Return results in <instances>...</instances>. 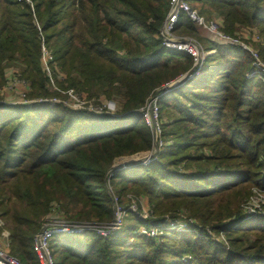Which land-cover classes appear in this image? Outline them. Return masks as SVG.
<instances>
[{"label": "trees", "instance_id": "obj_1", "mask_svg": "<svg viewBox=\"0 0 264 264\" xmlns=\"http://www.w3.org/2000/svg\"><path fill=\"white\" fill-rule=\"evenodd\" d=\"M29 1L0 0V86L15 64L30 84L27 98L64 100L73 91L120 105L113 116L61 103L0 104V219L11 255L38 264L34 240L53 202L63 212L51 217L112 222L106 172L118 158L152 149L140 109L195 63L164 46L170 0ZM190 7L207 21L217 17L231 38L256 31L252 45L264 63V0H190ZM175 33L214 53L159 100V154L113 173L112 192L126 210L121 230L53 237L56 264H264V205L251 216L241 211L254 188L264 191L263 77L248 75L256 70L247 50L200 39L184 13ZM43 51L53 58L49 77ZM129 195L151 214L141 217L135 203L129 210ZM158 225L156 237L140 231Z\"/></svg>", "mask_w": 264, "mask_h": 264}, {"label": "built area", "instance_id": "obj_2", "mask_svg": "<svg viewBox=\"0 0 264 264\" xmlns=\"http://www.w3.org/2000/svg\"><path fill=\"white\" fill-rule=\"evenodd\" d=\"M181 13H184L188 15V17L194 21L197 22L199 25L203 26V28L207 32V38L209 41L213 43H217L219 45H234V46H240L243 49L247 50L252 57L254 58V67L256 72H251L248 75H255L257 74L260 77H263L264 80V63H262L259 59L257 51H252L248 47L245 46V44L242 41H239L238 38H231L227 35H225L221 30V22L217 20L218 22L215 23H205L203 22V19L199 18L190 7V0H170V9L168 11V14L166 16V19L163 23V31H162V40L164 42V46L177 52L185 53L193 58L194 63H198V68L195 70V73H197L201 67V64L203 63L204 59L213 51L205 52L200 45L198 41L193 40L189 37H179L175 35V28L179 20V16ZM44 59H48L50 62L53 58L51 56L45 55ZM171 82L170 84H165L161 88H167L173 84ZM13 87H20L23 89L22 96H19L17 100H11L9 102H5L8 104H22L30 107L34 101L26 99L25 92L29 91V86L27 83L22 82H13L11 84ZM159 90V89H158ZM157 91V90H156ZM171 91V90H170ZM162 92L160 94H157L155 96L154 92L148 102L146 103V112L144 113L145 109H142V115L143 118H145L146 124L150 127L152 132H156L158 136L160 135V124H159V100L168 92ZM17 101V102H16ZM40 103L45 101H38ZM53 104H58L57 101H53ZM1 104V103H0ZM68 107H70V103H66ZM71 108H77V107H71ZM160 147L163 145L161 141H159ZM149 162H147L144 165H147ZM114 172H111L108 174L107 177V190L109 194H112V188L110 186V180L113 176ZM253 202V201H251ZM113 203V217L114 222L106 225H99L95 223H88V224H78V223H71V222H65L61 219L51 217L55 214L49 215V220L43 225L44 230L39 234L36 235L34 240V251L37 255L38 264H56V260L53 257L50 245L51 240L55 236H62V235H72V234H82L84 232H92L99 236L106 237L110 233H114L116 231L121 230L124 223V216L126 213V210L119 205V199L117 197L112 198ZM132 204L129 207V210L136 211V205ZM257 205H253L255 207ZM251 214L256 213L254 211ZM250 215V214H248ZM59 216V215H57ZM146 217V215H144ZM54 220V221H52ZM50 221V222H49ZM187 223L184 222H170L169 228L175 229L178 231H184L187 228ZM144 234H148L151 237H156L157 232L151 230L149 233L146 231H142ZM8 240L1 239L0 238V264H23L19 259L13 257L10 254V250L8 248Z\"/></svg>", "mask_w": 264, "mask_h": 264}, {"label": "rangeland", "instance_id": "obj_3", "mask_svg": "<svg viewBox=\"0 0 264 264\" xmlns=\"http://www.w3.org/2000/svg\"><path fill=\"white\" fill-rule=\"evenodd\" d=\"M29 2L30 1L27 0V3H29ZM198 17L203 19V22H205V23H215V22H218L217 20H219L214 15L211 18V21H207L203 17H200V16H198ZM194 24L198 28L199 38L200 39L202 38L204 40H208L209 41V39L207 38L208 34H207L206 30L203 28V26L199 25L197 22H194ZM256 33L257 32L254 31L255 35L251 36V39H249V36H250L249 31L244 29L243 32L241 31L240 33H238V35H239L238 40L242 41L245 44V46L248 47L249 49H251L252 51H257L256 49H254L253 45H254L255 42L259 41L258 39L260 37H259V34L258 33L256 34ZM175 35H176V33H175ZM176 36H178V35H176ZM179 37H189V36H179ZM189 38H192V37H189ZM192 39L195 40V41H198L195 38H192ZM248 41H250L251 43L248 42ZM45 55H48V56L52 57V54H50V52L48 53L47 51H43L42 52V57H41L42 70L49 77V76H51V72H50V69L48 67L50 62L48 61V59H46V60L44 59ZM7 66H8V68L11 71L7 70L8 69L7 67H6L7 69L5 68L6 70H4V79H6V82H5V84L3 86H0V103L7 102L8 98H9V96L11 94H13L12 101L15 100V99H18L19 96H22V93L24 92L23 89H21L20 87H13L12 88L11 84L14 81L18 82V83L25 82L30 87L29 82L24 80L21 77V72H20V69L17 67V65L8 64ZM60 78L63 79V76L60 75ZM51 87L55 88L54 84H51ZM29 91H30V89H29ZM29 91L25 92L26 99L32 100L34 102L35 101H37V102L38 101H45L44 103H50V104L53 105L52 102L55 100L58 103H61L62 105H67L66 103H68V104L70 103L69 104L70 107H77V108H73V109H76V110L77 109L88 110L90 112H95V113H100V114L101 113H105V114L113 115V116H117L118 110L120 109V105H119L118 101H113V102L112 101H107L104 98H100L99 100H96V101L94 99L90 100V99L87 98L86 94H83V93L82 94H77V93H74L73 91H68L67 92V98H65L64 100L63 99H59L57 97L30 99V98H27V95H28ZM143 109H145V111H144V113H145L146 112V104H145V107ZM140 111H142V109H140ZM142 117H143V115H142ZM143 119L146 120L145 118H143ZM159 124H160V126H159V128H160L161 127V123L159 122ZM109 197L111 199L114 198V197L118 198V195H117L116 192L113 191L112 194H109ZM128 199H133V200H131L130 204L135 203V204H137V206H139V207L141 206V210H142L141 211L142 214H140L141 217H144V215L148 216V215L151 214L150 210L147 208L146 201H144V200L142 201V200L138 199V202H137V200H135L131 195L128 196ZM251 201H253V202H251ZM254 204L257 205V206L253 207ZM60 205L61 204H58L56 202L52 203V208L49 211L50 213L45 217L44 224L49 220V217H50L49 215H52V214L60 215V211H62ZM263 205H264V191L261 190V189L254 188L252 190V196L248 199V201L246 200L241 205V211L244 212L245 215L246 214L247 215L250 214V216H251L252 215L251 213L253 212V209L249 210V208H254V211L256 212L254 214H257V213L262 211ZM137 206H135L136 209H137ZM166 218H168V217L166 216ZM61 220L65 221V222L74 223V221L72 222V221L66 219V217L65 218L64 217L61 218ZM52 221H54V220H52ZM188 221H192V219H189ZM160 226L161 225H158V226H156V228H153L151 230L156 231L157 235H160V233L163 231V229H160V230L158 229ZM140 231H145V228H143V227L140 228ZM73 235H76V234H72V235H69V236H73ZM0 238L1 239H6L9 242V232L7 231V229L5 227V223L1 219H0ZM8 248L10 250V248H11L10 243H8ZM50 250H51V253H52L53 257L56 259V251H55L54 245L52 243L50 245ZM10 254H11V252H10Z\"/></svg>", "mask_w": 264, "mask_h": 264}, {"label": "water", "instance_id": "obj_4", "mask_svg": "<svg viewBox=\"0 0 264 264\" xmlns=\"http://www.w3.org/2000/svg\"><path fill=\"white\" fill-rule=\"evenodd\" d=\"M162 31H163V25L160 30V35H162ZM212 53H210L209 55H211ZM197 68H198V63L194 64L192 68L186 74H184L181 78L175 80V82L171 84V86L167 88L165 87L160 88L159 90H157L155 93V96L162 92L173 90L179 84L183 83L185 80L190 79ZM159 151H160L159 137H158V134L154 131L152 149L149 152L139 153V154L129 156V157H121L115 160L112 166L110 167V169L106 172L104 176V183L107 184V177L109 173L120 171V170L134 167V166L144 165L147 162H150L151 160H153L159 154ZM113 222H114V217L112 219V223ZM43 230L44 228L42 227L37 235H39Z\"/></svg>", "mask_w": 264, "mask_h": 264}, {"label": "crops", "instance_id": "obj_5", "mask_svg": "<svg viewBox=\"0 0 264 264\" xmlns=\"http://www.w3.org/2000/svg\"><path fill=\"white\" fill-rule=\"evenodd\" d=\"M13 99V94H11L8 98V100H12Z\"/></svg>", "mask_w": 264, "mask_h": 264}]
</instances>
